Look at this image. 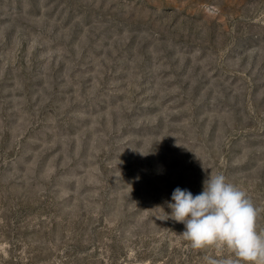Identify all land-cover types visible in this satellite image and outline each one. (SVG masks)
Wrapping results in <instances>:
<instances>
[{
  "label": "rangeland",
  "instance_id": "1",
  "mask_svg": "<svg viewBox=\"0 0 264 264\" xmlns=\"http://www.w3.org/2000/svg\"><path fill=\"white\" fill-rule=\"evenodd\" d=\"M211 172L264 231V0H0V264L237 259L163 220Z\"/></svg>",
  "mask_w": 264,
  "mask_h": 264
},
{
  "label": "clouds",
  "instance_id": "2",
  "mask_svg": "<svg viewBox=\"0 0 264 264\" xmlns=\"http://www.w3.org/2000/svg\"><path fill=\"white\" fill-rule=\"evenodd\" d=\"M143 154V153H141ZM166 213L183 223L180 234L196 250L227 248L237 259L206 255V264H264V231H257L258 209L248 194L222 173H210L203 191L193 195L177 188Z\"/></svg>",
  "mask_w": 264,
  "mask_h": 264
}]
</instances>
